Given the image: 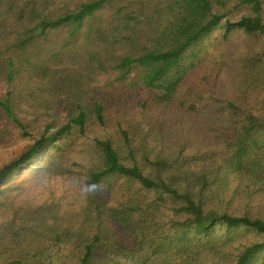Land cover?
<instances>
[{
	"label": "trees",
	"instance_id": "16d2710c",
	"mask_svg": "<svg viewBox=\"0 0 264 264\" xmlns=\"http://www.w3.org/2000/svg\"><path fill=\"white\" fill-rule=\"evenodd\" d=\"M57 5L0 0V83L9 88L0 116L22 137L37 132L0 167V264H43L47 252L58 264L121 254L201 264L240 231L260 241L237 248L231 263L251 264L264 251V219L212 201L230 176L264 190V0ZM235 34L243 46L231 45ZM220 41L221 50L210 48ZM204 111L216 124L212 149L164 145L171 124ZM99 131L78 160L80 140ZM29 167L34 178L75 176L78 202L14 203L9 181ZM217 228L226 238L213 239Z\"/></svg>",
	"mask_w": 264,
	"mask_h": 264
},
{
	"label": "rangeland",
	"instance_id": "374dc122",
	"mask_svg": "<svg viewBox=\"0 0 264 264\" xmlns=\"http://www.w3.org/2000/svg\"><path fill=\"white\" fill-rule=\"evenodd\" d=\"M58 5L57 9L61 10L62 5L70 6L79 2V0H57ZM231 45L235 48L239 45H244L243 35L235 34L230 36ZM212 39H220V32L213 34ZM210 48L217 47L218 50H221L224 47L222 41L217 42V44L212 45V42H209ZM230 45V43H229ZM0 46L5 48V45L0 41ZM3 48V49H4ZM20 78H23L21 76ZM108 76H101V80L107 79ZM14 82L18 83L19 78L14 76ZM231 85L227 82L218 81L217 89L223 93L228 94L230 92ZM8 86L5 83H0V96H5L8 91ZM41 98V97H39ZM28 103L27 107L24 109L30 108ZM199 114L196 117L191 116L190 118L183 120L182 122H176L171 124L172 127L169 130V136L164 145L167 144H179L184 147V149L199 148L202 150H207L209 147L217 144V139L215 138V133L213 132L214 124L210 119L206 118V114ZM208 112V110H207ZM210 112V111H209ZM208 112V113H209ZM66 108L62 107L57 111V115L61 120L65 117ZM0 131H4L5 137L0 142V167L12 159L16 158L27 146L32 142L34 136H36V131L31 129L27 130L31 134L27 137L21 136V130L16 128L14 125L8 123L5 118L0 116ZM105 132H97L95 134H90L88 139H81L80 146L77 148L78 160L84 158L83 150L86 142L92 139L96 135H102ZM212 149V148H211ZM44 154H41L43 157ZM80 166H87V161H79ZM33 167V166H32ZM29 167L28 169L18 172L9 181V186L11 191L9 193L10 199L14 203H20L22 201H27L30 203H41L44 200H53L60 201L63 206H67L78 202L79 194L81 192V183L77 180L75 176H66L62 177H51V178H41L33 177L32 172L33 168ZM225 189L220 195L221 200L214 199L212 205L214 207L220 208V210L225 211L234 216H241L248 214L250 217L262 218L264 219V190L260 189L258 191H246L247 184L245 181L238 182L235 177H227L224 179ZM82 201V198L80 202ZM213 239L223 240L226 238L224 230L221 228L215 229L213 234ZM260 241V237L256 236L250 232H235L232 233L230 240L227 242L226 247H223L221 250L217 249L213 254H210L209 257L203 256L201 258V264H232L233 255L235 250L239 247L246 246L251 242ZM43 256V264H58L57 259L59 258L56 255H52V252H47ZM216 253V254H215ZM143 261L137 256L130 255H113L110 256L107 260L97 263V264H142ZM251 264H264V251L258 253L251 261Z\"/></svg>",
	"mask_w": 264,
	"mask_h": 264
}]
</instances>
